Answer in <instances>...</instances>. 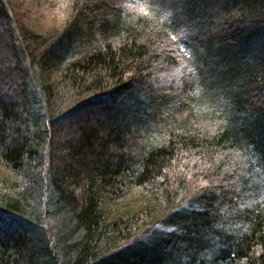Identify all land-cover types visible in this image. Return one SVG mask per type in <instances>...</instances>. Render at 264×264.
Segmentation results:
<instances>
[{
	"label": "trees",
	"instance_id": "obj_1",
	"mask_svg": "<svg viewBox=\"0 0 264 264\" xmlns=\"http://www.w3.org/2000/svg\"><path fill=\"white\" fill-rule=\"evenodd\" d=\"M0 264H264V0H0Z\"/></svg>",
	"mask_w": 264,
	"mask_h": 264
},
{
	"label": "clouds",
	"instance_id": "obj_2",
	"mask_svg": "<svg viewBox=\"0 0 264 264\" xmlns=\"http://www.w3.org/2000/svg\"><path fill=\"white\" fill-rule=\"evenodd\" d=\"M139 10H140V11H143V7H141Z\"/></svg>",
	"mask_w": 264,
	"mask_h": 264
},
{
	"label": "rangeland",
	"instance_id": "obj_3",
	"mask_svg": "<svg viewBox=\"0 0 264 264\" xmlns=\"http://www.w3.org/2000/svg\"><path fill=\"white\" fill-rule=\"evenodd\" d=\"M125 105H127V103H123V104H122V106H125Z\"/></svg>",
	"mask_w": 264,
	"mask_h": 264
}]
</instances>
